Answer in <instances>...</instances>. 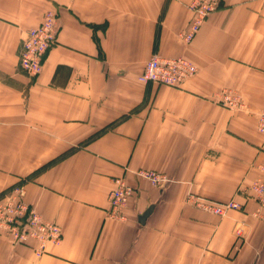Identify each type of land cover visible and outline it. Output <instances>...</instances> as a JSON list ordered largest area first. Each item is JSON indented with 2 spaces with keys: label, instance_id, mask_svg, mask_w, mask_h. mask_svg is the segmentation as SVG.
Listing matches in <instances>:
<instances>
[{
  "label": "crops",
  "instance_id": "1",
  "mask_svg": "<svg viewBox=\"0 0 264 264\" xmlns=\"http://www.w3.org/2000/svg\"><path fill=\"white\" fill-rule=\"evenodd\" d=\"M190 1L0 0V195L23 185L62 232L41 255L0 234V264H264V207L248 188L264 164V0H221L186 42ZM48 10L58 41L31 77L21 41ZM155 53L198 71L144 83ZM118 178L135 191L123 219L110 214ZM194 195L240 207L218 215Z\"/></svg>",
  "mask_w": 264,
  "mask_h": 264
},
{
  "label": "built area",
  "instance_id": "2",
  "mask_svg": "<svg viewBox=\"0 0 264 264\" xmlns=\"http://www.w3.org/2000/svg\"><path fill=\"white\" fill-rule=\"evenodd\" d=\"M221 0H191L188 4L192 17L182 33V38L190 42L206 22L208 17L218 9ZM59 33L58 13L48 10L41 22L31 27L22 38L19 51V65L31 77H37L43 69L44 61L50 49L57 43ZM198 67L188 58L162 57L152 54L147 60L144 70L138 79L144 83L176 87L192 77ZM227 93L222 101L232 103ZM256 129L264 136V106L256 115ZM139 175L160 186L168 181L165 174L155 170H141ZM249 191L258 203L264 207V164L260 167V175L249 185ZM134 188L123 178L116 179V186L109 193L110 214L116 218H124V207L134 195ZM190 199L205 211L218 215H226L231 209L240 205L234 199L218 202L208 197L191 196ZM0 234L9 237L14 243L34 245L35 251L41 255L51 244L61 240V228L54 222L43 219V216L25 200L23 185H16L8 192L0 195Z\"/></svg>",
  "mask_w": 264,
  "mask_h": 264
},
{
  "label": "water",
  "instance_id": "3",
  "mask_svg": "<svg viewBox=\"0 0 264 264\" xmlns=\"http://www.w3.org/2000/svg\"><path fill=\"white\" fill-rule=\"evenodd\" d=\"M152 208H153V206H150L148 209H146V211H144V213L142 215H140L139 221L141 223H144L145 222L146 218L148 217V215L152 211Z\"/></svg>",
  "mask_w": 264,
  "mask_h": 264
},
{
  "label": "rangeland",
  "instance_id": "4",
  "mask_svg": "<svg viewBox=\"0 0 264 264\" xmlns=\"http://www.w3.org/2000/svg\"><path fill=\"white\" fill-rule=\"evenodd\" d=\"M214 200V199H213Z\"/></svg>",
  "mask_w": 264,
  "mask_h": 264
}]
</instances>
